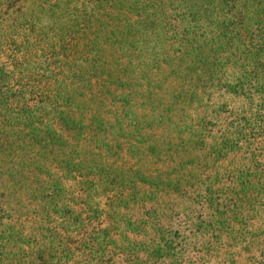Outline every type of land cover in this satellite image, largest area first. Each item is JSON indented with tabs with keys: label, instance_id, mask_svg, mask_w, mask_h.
Masks as SVG:
<instances>
[{
	"label": "trees",
	"instance_id": "1",
	"mask_svg": "<svg viewBox=\"0 0 264 264\" xmlns=\"http://www.w3.org/2000/svg\"><path fill=\"white\" fill-rule=\"evenodd\" d=\"M0 264H264V0H0Z\"/></svg>",
	"mask_w": 264,
	"mask_h": 264
},
{
	"label": "rangeland",
	"instance_id": "2",
	"mask_svg": "<svg viewBox=\"0 0 264 264\" xmlns=\"http://www.w3.org/2000/svg\"><path fill=\"white\" fill-rule=\"evenodd\" d=\"M151 134H152V133H151ZM165 134H167V133L165 132L164 129H158L157 132H156V134L153 133V137H151V138H152L151 141H153V140H157V139H159L160 137L164 136ZM170 136L177 137V135H170ZM149 137H150V136H149Z\"/></svg>",
	"mask_w": 264,
	"mask_h": 264
}]
</instances>
